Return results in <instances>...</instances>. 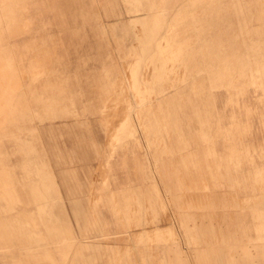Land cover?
<instances>
[{
  "label": "crops",
  "instance_id": "obj_1",
  "mask_svg": "<svg viewBox=\"0 0 264 264\" xmlns=\"http://www.w3.org/2000/svg\"><path fill=\"white\" fill-rule=\"evenodd\" d=\"M46 1L51 3L53 0ZM155 1L158 2L159 8H155L152 17L147 19L151 21H147L146 33H138L131 28V18L120 16L110 0H99V4L105 3L104 6L108 7L106 11L110 9V14L115 17L113 26L118 30L119 36L139 42L138 45L132 42L129 45L124 43L127 48L124 53L126 58L123 59L127 61L126 67L121 68L117 63L113 77L121 104L111 109L115 111L112 116H105L107 148L101 152V148L92 150L95 157L101 160L99 167L103 180L97 185H91L93 183L89 169H85L81 176L77 169L62 168L63 150L56 143L58 132L62 135V127L54 123L53 119L62 115L61 112L57 114V111L68 113L73 110L57 109L54 103L45 101L46 119L51 122L44 123L46 119L39 121L33 131L25 122L21 123L19 129L25 131L21 134L25 139L19 152L18 148H13L15 157L8 162L9 167L5 165L13 174L8 177H12L15 186L14 212L17 209L19 215H29L34 211L40 216L47 215L50 218L54 214L56 219L61 215V218L73 226L71 217L64 213L66 207L63 194L68 195L81 234L77 235L71 229L72 232L66 237L58 233L57 229H38L41 228L38 222L33 221L36 233L39 234L36 240L43 242L36 248H44L46 257H51L52 262L57 261L58 254L65 255L63 244L70 240L73 245L78 242L80 248L74 255L81 256L86 264H264V163L259 162L263 159L264 147L256 146L253 140L255 134L246 139L243 120L232 127L228 121L230 109L225 101L214 104L205 84L189 79L184 73V68L180 65L182 54L177 50L182 42L186 44L184 24L176 25L177 38L182 42L176 39L175 45L174 41L161 43L165 40V33L160 31L165 19L190 11L178 9L176 3L203 0ZM28 2L29 15L22 14L26 20L34 15V3L32 0ZM25 5L27 4L24 3L22 9ZM4 12L3 16L11 17L6 16ZM130 12L138 13L139 10L132 9ZM183 16L180 18L183 19ZM134 17L140 18L138 15ZM125 19H128V22ZM192 19H195V16H192ZM2 57L0 42V64ZM127 57L130 59L127 60ZM227 63L229 65L228 61ZM233 63L235 65V61ZM31 64H19V71L16 73L37 72V68H44L46 72L47 62L43 64L41 60L36 59ZM6 69L10 71L8 67ZM231 71L225 70L228 73L227 76L225 73V78L228 77L227 80L224 78L225 84L231 81ZM26 76L20 85H1L0 134L2 129L11 125V122L7 121L9 118L16 117L18 113L37 110L40 100L32 101L30 98L39 96L40 92L33 89V84L28 83V80L34 77L31 75L27 79ZM245 83L244 78L239 79L237 88L240 95L245 94L247 101L251 92L257 89L248 88ZM11 89L18 91L12 93ZM254 97L258 99L259 95ZM14 103L16 108L12 106ZM106 110L107 108L101 107L102 112ZM49 113L53 116H47ZM237 114L240 115L239 112ZM62 125L66 126L68 123L63 122ZM12 128L16 129L17 126ZM143 146L145 152L139 157L138 148ZM70 151L73 157H77L74 148ZM175 154L178 155L175 157ZM130 155L134 158L136 171L140 172L139 182L131 178ZM92 157L89 152L84 159L90 160ZM17 159V164H13ZM174 161L179 162L174 164ZM54 166L59 171H55ZM118 169L124 170V177H120ZM46 176L54 179L60 177L63 187L57 181L51 188L39 186L37 181ZM18 185L21 187L19 193ZM34 185L38 187L35 188ZM226 186L237 193L246 192L247 204L240 205L238 198L235 200L233 197H226L222 192ZM37 193H55L58 196L55 202L47 200L36 203L32 195ZM170 207L180 215L182 227L186 230V240L190 244L208 245L214 241L217 248L202 251L201 254L196 253L198 256L194 255L192 250L185 251L177 244L175 229L163 230L157 223L161 211L167 217L173 216ZM228 207L238 208L244 213L241 217H232L234 223L237 220V228L227 234L216 230L211 214H204L211 221L209 228L198 227L197 216L190 211H211ZM103 208L113 211L115 224L124 222L127 227H145L149 221L154 223V229L148 231L143 228L140 233H136V240L164 244L172 241L176 245L162 247L160 255L158 254L159 263L154 261L155 253L151 250L139 254L142 257L140 262L134 261L133 255L137 257L135 252L132 253L128 249L125 252L115 251L103 243V239L111 237V234L106 232L110 221ZM150 212L152 214L149 216ZM20 233L23 231L20 230ZM17 237L14 236L15 242L18 241ZM68 253L70 254V251Z\"/></svg>",
  "mask_w": 264,
  "mask_h": 264
},
{
  "label": "rangeland",
  "instance_id": "obj_2",
  "mask_svg": "<svg viewBox=\"0 0 264 264\" xmlns=\"http://www.w3.org/2000/svg\"><path fill=\"white\" fill-rule=\"evenodd\" d=\"M28 1L0 0V42L3 56L1 62L6 74L11 78V81H8L20 85L26 75L27 79L32 75L33 81L29 79L28 83L33 84V89L40 92L39 96L35 95L30 98L32 101L40 100L37 110L18 113L16 117L9 118L7 121L11 122V125L2 129L0 134V264H71V261L73 264H86L81 256L74 255V252L80 248V245H77L78 242H74L73 245L70 240H66L63 244L65 255H57L53 252L58 257L55 262H52L51 257H46L44 248H36L39 243L43 242L36 240L39 234L36 233V227L33 225L34 220L41 227L38 229H57L58 233L66 237L72 232L71 229L75 234H81L77 228L68 195L63 194L66 207L64 213L71 217L73 226L61 218V215L58 219L54 214L50 218L47 215L40 216L34 211L29 215H19L17 209L14 212L13 179L8 177L13 174L5 168V165L9 167L8 162L15 157L13 148H18L17 152H19L22 141L25 139L21 135L25 131L22 132L19 129L21 123L25 122L33 131L37 122L46 119V101L54 103L57 109L73 110L68 113L57 111V114L61 112L62 115L53 119L54 123L62 127V135L58 132L56 138V143L63 150L62 168L77 169L81 176L85 169H89L90 180L93 183L91 185H97L103 180L102 170L99 167L101 160L95 157L92 150L101 148V152L102 149L107 148L108 132L105 126V116H112L115 111L111 109L121 104L119 103L121 97L115 90L114 67L117 63L121 68L126 67L125 62L127 61L123 60L126 58L125 44L129 45L132 42L138 45L139 42L136 39L129 41L119 36L118 30L113 26L116 22L115 17L110 14V9L106 11L108 7L104 6L105 3L99 4V0H53L51 3L46 0H32L34 15L26 20L22 14L29 15ZM110 1L120 16L131 18V28L138 33H146L147 23L151 21L147 19L152 17L155 8H159L155 0ZM24 3L27 5L22 9ZM176 6L178 9L190 11L182 12L180 15L176 14L173 17L168 16L165 19L161 26L162 30H160L165 33V40L161 43L168 44V41H174V45L177 44L176 39L178 40L179 37L177 38L176 25L184 24L186 44L178 40L182 42L181 47L183 48L180 46H178L180 49L177 48L182 54L180 65L183 66L184 73L189 79L205 84L209 97H213L214 104L225 101L230 109L228 121L232 127L243 120L246 139L255 134L253 140L256 146L264 147V0L187 1L176 3ZM132 9H137L139 12L132 13L130 12ZM3 12L12 18L3 16ZM184 13H186L185 16H183ZM134 15L140 18L136 19ZM180 16H183V19ZM192 16H195V19H192ZM125 21L128 22V19ZM127 58V60L130 59V57ZM36 59L41 60L43 64L47 62L46 72L44 68L36 67L37 72L16 73L19 71V64H31ZM7 67L10 71H7ZM226 69L232 70L231 81L227 84L224 83ZM241 78H244L245 86L257 89L251 92V97L247 101L245 94L240 95L238 92L237 85ZM227 79L228 77L225 78ZM3 82L5 80L1 79L0 94ZM17 91L14 90L12 93H17ZM254 95H259L258 99ZM184 96L185 94L182 95ZM12 106L16 108V103ZM101 107L107 110L102 112ZM47 116H53V114L49 113ZM49 122H51L49 119L44 121L46 124ZM63 122L68 125H62ZM15 126L17 128L13 129L12 127ZM8 133L16 134L8 135ZM142 141L144 143V139ZM37 147L39 148L40 145L37 144ZM71 148L76 150L75 156L77 157L71 155ZM89 152L93 157L90 160L84 159ZM137 152V155L141 157L145 152V147L138 148ZM130 157L132 158L129 160L131 178L139 182L140 172L135 169L133 156L130 155ZM18 159L13 164H17ZM174 162L176 164L179 161ZM259 162L264 163V156ZM86 165L89 167L84 168ZM121 169L117 171L120 177H124V170ZM54 170L59 171L55 166ZM55 181L63 187L60 177L54 179L46 176L37 182L41 187L50 186L51 188L56 185ZM17 189L19 193L21 187L18 185ZM222 192L226 197H233L235 200L238 198L237 202L240 205L247 204L246 192L237 193L228 186L222 189ZM32 196L33 200L39 203L47 200L55 202L58 195L37 193ZM103 210L110 221V226L105 231L111 234L110 238L103 239V243L115 251L125 252L128 249L132 253L135 252L137 257L133 255L134 261L140 262L142 257L139 254L151 250L155 253L154 261L159 263L158 254L160 255L162 247L176 245L172 241L164 244L157 241L149 243L136 240L138 239V236H135L136 233H140L143 228L148 231L154 229V223L149 221L145 227L139 225L127 227L124 222L115 224L113 211L107 208ZM170 211L173 214L172 217H167L163 211L159 212L157 223L163 230L174 228L178 237L177 244L185 251L192 250L196 255V253L201 254L202 251L217 248L214 241L208 245L205 243L190 244L186 240V230L182 227L180 215L171 207ZM190 211L196 214V219H198L196 222L201 228L207 227L211 222L204 214H211L216 230L225 234L232 233L237 228V220L234 223L233 218L241 217L244 213L243 210L230 207L211 211ZM151 214V212L148 213L149 216ZM189 223L191 226L194 225L192 221ZM14 229L16 234H14ZM20 230L23 231L22 234ZM15 235L18 236L16 242Z\"/></svg>",
  "mask_w": 264,
  "mask_h": 264
},
{
  "label": "bare ground",
  "instance_id": "obj_3",
  "mask_svg": "<svg viewBox=\"0 0 264 264\" xmlns=\"http://www.w3.org/2000/svg\"><path fill=\"white\" fill-rule=\"evenodd\" d=\"M1 79L5 80V82H3V85L4 86H7V85H14L15 83L14 82H9L11 81V78H9V76L6 74L5 70H4V67L2 66V62L0 64V83H1ZM7 80V81H6ZM9 80V81H8ZM17 84V83H16ZM19 85V84H17ZM7 89H3V91H5ZM8 91V90H7ZM14 90L11 89L10 92H13ZM0 97H1V94H0ZM4 110V109H3ZM123 110V109H122ZM124 112V111H123ZM128 113V112H127ZM120 114V113H119ZM118 121V120H117ZM140 122V121H139ZM121 126V125H120ZM111 130V129H110ZM116 141V140H115ZM115 144V143H114ZM115 147V146H114ZM122 150V148H121ZM152 232V231H151ZM166 235V234H165Z\"/></svg>",
  "mask_w": 264,
  "mask_h": 264
}]
</instances>
